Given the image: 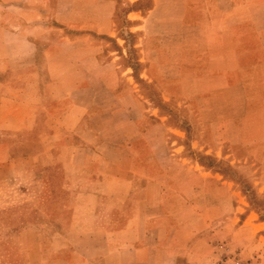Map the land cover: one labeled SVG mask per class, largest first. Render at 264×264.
<instances>
[{"label": "crops", "instance_id": "crops-1", "mask_svg": "<svg viewBox=\"0 0 264 264\" xmlns=\"http://www.w3.org/2000/svg\"><path fill=\"white\" fill-rule=\"evenodd\" d=\"M69 2L0 0V130L32 148L0 143L1 156L15 175L66 179L60 212L31 226L40 251L58 264H217L226 233L264 261V209L241 191L264 206V0ZM166 104L183 131L160 117ZM165 126L174 143L230 152L234 175L206 168L194 200L189 181L174 191ZM209 189L227 208L213 228L194 206L212 205Z\"/></svg>", "mask_w": 264, "mask_h": 264}, {"label": "rangeland", "instance_id": "rangeland-1", "mask_svg": "<svg viewBox=\"0 0 264 264\" xmlns=\"http://www.w3.org/2000/svg\"><path fill=\"white\" fill-rule=\"evenodd\" d=\"M71 7V0L68 3ZM86 13V12H85ZM119 16V17H118ZM123 14L118 13L116 16L117 23H123ZM71 31V30H69ZM60 33V31H59ZM134 55H131L132 61ZM145 93L149 97L155 96V91L148 84L142 83ZM147 113L153 112L155 118V110H147ZM183 111L172 106H163L160 110V117L164 122H171L175 125L173 129L183 131ZM184 133V132H183ZM174 130H170L165 126L162 131V139L164 146L169 147L170 152H175L176 157L173 164L176 169L171 171L168 179L173 181V190L178 191L184 189L185 186L190 188L187 195L191 199H195L203 193V188L199 187V181L204 174L203 169H210L215 173L228 179L234 175L233 163L230 152H220L222 155H216L215 152H203L192 145L187 136L179 137L176 143L170 140V135H175ZM188 134V133H187ZM175 140V139H174ZM30 141V140H28ZM23 139V133H19L14 137H10L7 130H0V143L5 146H11L17 154L25 151L30 152V142ZM174 149H176L174 151ZM0 152V264H58L54 262L59 254L55 252H41L40 241L44 238L33 233L31 226H42L46 228L50 221L48 216H54L60 212L59 205L55 204L56 197L65 198L61 193L60 185L65 182V174L43 167L39 169L34 176L31 174L15 175L12 169L7 166V160H4ZM50 158L44 159V164L49 162ZM46 162V163H45ZM168 161H166L167 163ZM171 164V162L167 163ZM183 166L186 170L180 169ZM220 179V178H219ZM48 182L51 184L49 190ZM47 184V185H46ZM246 184V183H245ZM54 186V187H53ZM56 186H59L57 189ZM172 187V186H171ZM245 194L249 193L251 199L255 200L259 209H264L261 200L255 195L253 190H241ZM205 193V192H204ZM221 194H219L220 196ZM216 193L214 190H208V201H214ZM248 196V195H247ZM53 201V202H52ZM209 205L205 202L198 201L194 204L195 210L201 212L205 205L208 209L205 216L208 217L206 224L213 228L215 222H210V218L215 214L227 211L225 205L217 208L213 203ZM65 210V209H64ZM209 227H206L209 229ZM216 239V238H215ZM218 244V254L215 252L217 264H264L260 254L249 256L246 248V238L242 236L233 237L229 234L221 235Z\"/></svg>", "mask_w": 264, "mask_h": 264}]
</instances>
